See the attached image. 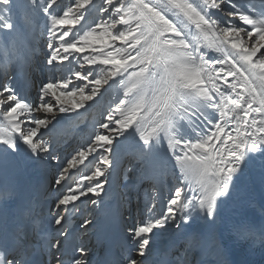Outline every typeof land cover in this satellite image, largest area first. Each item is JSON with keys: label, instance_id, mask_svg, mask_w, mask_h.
I'll return each instance as SVG.
<instances>
[{"label": "snow or ice", "instance_id": "1", "mask_svg": "<svg viewBox=\"0 0 264 264\" xmlns=\"http://www.w3.org/2000/svg\"><path fill=\"white\" fill-rule=\"evenodd\" d=\"M38 51L49 75L33 98ZM0 68V159L59 166L46 213L32 201L0 213V264H88L78 230L96 225L73 216L82 197L103 204L122 156L147 213L122 264H148L173 226H214L250 167L264 173V0H0ZM106 95L89 141L62 160L57 128L69 136Z\"/></svg>", "mask_w": 264, "mask_h": 264}, {"label": "bare ground", "instance_id": "2", "mask_svg": "<svg viewBox=\"0 0 264 264\" xmlns=\"http://www.w3.org/2000/svg\"><path fill=\"white\" fill-rule=\"evenodd\" d=\"M38 67L41 71L47 70L43 63L38 64ZM26 71L32 73V68L26 69ZM0 72H3L2 68H0ZM31 79L34 83V79L32 77ZM32 92L34 93L33 88H31ZM66 129L67 126H60V132L63 136H65ZM92 129L93 123L91 121L78 131L73 130V133L76 134L75 137L80 139L79 145L88 142L90 139L84 135V130L91 131ZM71 152H64L59 155L62 159L66 154L70 156ZM124 158L125 156L121 157V166ZM55 163V161L49 162L47 158L38 159L23 153L12 154L6 159H0V213L12 214L16 203L21 205L24 202L32 201L38 205L34 198L38 190L26 187L24 181L29 180L37 173L47 177L49 182V177L57 174L59 170V166L53 167ZM79 168L83 169V166H79ZM78 171V169L69 170L70 180L72 173ZM262 176L264 173H262L259 163L253 164L242 185L220 204L214 226L209 227L203 218H197L187 225L181 224L180 229L173 226L171 230L161 235L158 238L157 250L148 257V264H160L162 260L171 261L172 264H178L184 260L187 261V264H264V242H262L259 233V228L263 225L262 214H264V179ZM113 180H115V174L111 177V183ZM49 185L50 182L46 183V189L42 191V198L52 204L57 199V194H54L55 191L53 194L48 193ZM105 187L116 198L124 195L127 197L135 196L138 199L144 193V186L130 189L127 193H123L117 187L114 191L109 189L108 185ZM39 188L42 189L44 186L40 185ZM105 197L102 194V199ZM93 198L95 199V197ZM81 199L85 201L81 205V209L92 205L87 197ZM166 202L165 194L162 197L157 196L158 215L164 210ZM77 203L80 202L77 201ZM39 208L38 206L37 211ZM115 211L121 216L119 230L112 239L116 246L115 264H122L128 253L127 229L142 222L147 213L145 212L144 201L142 203L137 202L136 215L133 214V211L132 213L121 214V205ZM76 219L77 217L74 215L73 223ZM193 241H197L196 246H192ZM183 247L184 251H182ZM97 249L98 251L93 254L94 244H90L88 264H100L102 254L98 246ZM165 251L167 255L164 254Z\"/></svg>", "mask_w": 264, "mask_h": 264}, {"label": "rangeland", "instance_id": "3", "mask_svg": "<svg viewBox=\"0 0 264 264\" xmlns=\"http://www.w3.org/2000/svg\"><path fill=\"white\" fill-rule=\"evenodd\" d=\"M38 56H39V59H37V60H35L33 62L34 74L32 75V77L36 81V84L34 86V92H35L34 98H35V95H36V86L39 84V82H40L41 79H43V78L46 79L48 77V71L47 70H45V71H47L45 73L40 72V68L38 67V62H41V60L43 59V55L40 52H38ZM66 74L67 73H65V75ZM29 92L31 93V89H29ZM108 99H109V97L106 95L105 96V100L102 101L100 105H97L95 108H93L92 110H90V112L83 118V120H81L80 122H78L76 125L72 126V128H71V134L69 136L66 137V136H63L61 134V132H60V126L57 128L56 132L53 135H54V138L56 140L61 141V143L59 145L61 151L58 153V155L61 154V153H64V152L65 153H68L70 151H73V149H75L79 145L78 142H80V139L75 137L76 134L73 133V130L76 127V130L78 131L79 129L82 128V126H87V124L90 123L91 121H92V123L94 125L95 121L100 118V114L103 111L104 107L106 106ZM87 118H88V121H86ZM93 130L94 129H92L91 131L84 130L83 133H84V135H87L90 138L91 137V134L93 133ZM65 140L67 141L66 143L64 142ZM64 158H70V156L68 154H66V155H64L62 157V160ZM80 166H83V165H80ZM130 166L131 165L129 164V157L125 155V158L123 160V164L121 166V170L118 173V177H117V188L120 189V190H122L123 193H127V192L130 191V189H134L135 188V187H128V188H126L124 186L125 185V180H124L123 170L124 169H127ZM55 170H56V168H55ZM58 171H57V174H58ZM57 174L52 175L53 184H54V180H55ZM101 179H103V178H101ZM71 182H75L74 179H72ZM142 186L143 185H141V187ZM138 187H140V186H138ZM163 194H165L166 195V198H167V195H168L167 187L164 188ZM126 198H127L126 196H121L120 197V199H121V205L123 204V206H122L123 207V215L127 213V209L128 208L129 209H132V207H133V212H135V214H136L135 204H136L137 201H140V202L144 201L146 203L145 193H143L142 195H140L139 198H141V199H138V200H136V197L135 196H130L129 199L131 200V205L126 204V206H124L125 199ZM154 214L155 215H158L157 214V198H156V208L154 209ZM262 222H263V225H264V214H262ZM171 229L172 228H170L169 230H171ZM165 233H167V232H164L163 234H165ZM196 245H197V241H193L192 246H196ZM183 250H184V247H183Z\"/></svg>", "mask_w": 264, "mask_h": 264}]
</instances>
